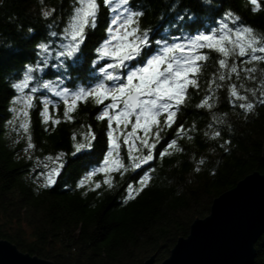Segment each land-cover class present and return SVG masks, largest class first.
<instances>
[{
    "label": "trees",
    "instance_id": "16d2710c",
    "mask_svg": "<svg viewBox=\"0 0 264 264\" xmlns=\"http://www.w3.org/2000/svg\"><path fill=\"white\" fill-rule=\"evenodd\" d=\"M133 3L144 6L146 15L142 25L154 28L157 39L216 27L215 20L219 17L215 8L231 9L241 16L243 23L264 34V11L257 14L250 0H211V4L204 0H133ZM73 4L74 0H44V3L41 0H0V240L8 241L23 254L54 264H144L153 255L156 263H161L176 241L188 235L193 221L208 216L214 199L250 174L264 175V105L257 102L253 112L246 113L229 103L228 92V85L235 83L242 95L253 100L251 92L245 90L260 89L264 83V62L245 65L243 60L248 57L233 56L228 63L239 64L240 78L233 76L221 82L217 63L220 55L204 49L209 59L199 75L200 87L188 89V100L180 110L177 125L162 133L172 139L176 138L180 124L192 129L188 135L193 139L185 136L178 141L184 151L152 161L155 171L145 166V171H151V183L132 200H128L127 186L138 184L140 176L131 171L124 175L115 173L111 188L106 184L99 189L94 185L91 190L87 186L81 188V181L102 165L109 147L108 122L97 120L102 106L91 100L81 103L73 113V121H66L61 104L58 118L62 122L57 127L44 123L41 115L44 106L38 103L31 110L29 131L36 147L30 150L28 134L12 111L13 107L22 106L13 104L17 93L11 85L18 80L23 66L37 59L32 35L39 34L43 39L51 31L61 32ZM44 8L57 9L54 20H46L41 15ZM185 9L190 10L189 15L195 14L194 21L176 19L177 15H184ZM103 16L100 29L90 34L86 42V55L70 69L72 80L66 82L70 88L86 87L90 82L89 59L105 36L107 9ZM29 28L36 32L30 34ZM48 42L54 47L58 44L57 39L50 36ZM245 67L256 69L251 73L252 79L243 71ZM37 75L41 82L55 81L58 73L49 66ZM212 79L223 83L224 87L217 88L213 84L210 89L208 82ZM240 85L243 88H239ZM41 93V100L47 97L54 104L59 100L45 89H41ZM206 95L211 96L208 102L213 107H196ZM52 112L55 116V106ZM90 130L97 136L94 147L73 155L75 143L83 142V134ZM217 130L221 138L212 139V133ZM225 141L231 143L221 148ZM166 147L167 142H162L158 151ZM61 154V161L47 159ZM122 155L128 163L126 150ZM201 157L206 163L196 172ZM48 164L51 168L58 164L63 167L56 183L45 188L43 185L51 170L45 167ZM103 179L100 174L95 183ZM255 250L254 264H264V234Z\"/></svg>",
    "mask_w": 264,
    "mask_h": 264
},
{
    "label": "snow or ice",
    "instance_id": "6c2138e0",
    "mask_svg": "<svg viewBox=\"0 0 264 264\" xmlns=\"http://www.w3.org/2000/svg\"><path fill=\"white\" fill-rule=\"evenodd\" d=\"M41 2L44 3V0ZM204 3L211 4V0H204ZM250 3L257 14L264 11L261 0H250ZM105 9L109 14L108 25L105 36L89 59L90 82L86 87L81 85L70 88L66 86V82L72 80L70 69L86 55V42L90 34L100 29ZM213 10L219 17L215 20L216 27H209L205 31L196 30L193 34L157 39L154 28L142 25L146 9L143 5H135L133 0H74L73 11L61 32L51 31L43 39L39 38V34L32 35L37 59L24 65L18 74V80L11 85L17 93L13 104L22 106L13 107L12 111L17 114L23 131L28 134V149L36 147L29 130L31 110L38 103L42 102L44 106L41 113L44 123L58 127L62 122L58 118L61 104L64 106V119L73 121V113L81 103L87 104L91 100L95 105L102 106L97 120L108 122L109 147L102 165L92 170L81 181L80 187L87 186L91 190L93 185L99 189L106 184L111 188L114 186L115 173L124 175L131 171L140 178L138 184H128V200L139 196L151 183V171H155L151 162L157 158L162 160L175 152H183L178 141L185 136L189 140L193 139L188 135L192 129H186L183 124L176 128V138L168 139L162 133L177 125L180 110L188 100V89L200 87L199 75L204 62L209 59L208 53L203 50L208 49L220 55L217 63L221 70L218 80L221 82L231 80L233 76L237 80L240 78L239 64L235 61L228 63L233 56L237 59L248 57L243 60L245 65L264 62V34L243 23L241 16L231 9ZM56 12L55 8H44L41 15L46 20H54ZM189 12L190 10L185 9L184 15H177L176 19L194 21L195 14L189 15ZM28 32L32 34L36 30L29 28ZM49 36L57 39L55 47L52 42H48ZM49 66L56 69V80L41 82L37 74L44 73ZM243 71L252 79L251 73L256 69L245 67ZM34 82L36 86H33ZM208 83L210 89L213 84L217 88L224 87L223 83H217L215 79ZM239 88H243V85ZM41 89L47 90L59 100L55 104L47 97L41 100ZM245 91L251 92L254 99L250 101L248 95H242L237 84H229V103L246 113L253 112L257 102L264 105V83L260 89ZM37 93L41 95L38 96ZM210 99L211 96L206 95L196 107L211 109L213 105L208 102ZM88 127L91 129L90 125ZM83 135V142L75 143L73 155L94 147L96 133L90 130ZM211 138H221V132L214 131ZM73 139L76 140V137ZM162 142H167V147L158 151V145ZM230 143L231 141H225L220 147L225 148ZM125 150L128 163H125V155H122ZM47 159L61 161L63 154L49 156ZM205 163V159L201 157L195 171H201V166ZM145 166L151 171H145ZM62 167V164H58L51 168L43 187L56 183ZM100 174L104 176L103 181L95 183V178Z\"/></svg>",
    "mask_w": 264,
    "mask_h": 264
},
{
    "label": "water",
    "instance_id": "95a60500",
    "mask_svg": "<svg viewBox=\"0 0 264 264\" xmlns=\"http://www.w3.org/2000/svg\"><path fill=\"white\" fill-rule=\"evenodd\" d=\"M263 234L264 175L253 173L214 199L208 216L193 221L164 261L155 263L153 255L144 264H254L255 245ZM0 264L54 263L0 240Z\"/></svg>",
    "mask_w": 264,
    "mask_h": 264
},
{
    "label": "rangeland",
    "instance_id": "374dc122",
    "mask_svg": "<svg viewBox=\"0 0 264 264\" xmlns=\"http://www.w3.org/2000/svg\"><path fill=\"white\" fill-rule=\"evenodd\" d=\"M53 167H55V166L53 165ZM48 168H49V169L51 168L49 164H48ZM27 234H29V233L27 232ZM155 263H156V260H155Z\"/></svg>",
    "mask_w": 264,
    "mask_h": 264
}]
</instances>
